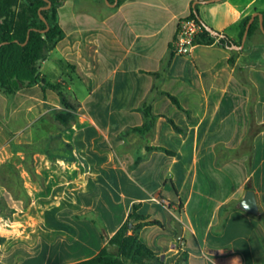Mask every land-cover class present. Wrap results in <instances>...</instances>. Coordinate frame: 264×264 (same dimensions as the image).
Returning a JSON list of instances; mask_svg holds the SVG:
<instances>
[{"label":"crops","instance_id":"crops-1","mask_svg":"<svg viewBox=\"0 0 264 264\" xmlns=\"http://www.w3.org/2000/svg\"><path fill=\"white\" fill-rule=\"evenodd\" d=\"M194 1L93 0L89 13L80 1H62L65 33L40 70L62 84L75 109L46 85L12 95L0 89V260H33L39 239L58 244L45 253L57 260L48 264L87 259L139 203L146 219L161 222L144 225L140 239L168 264L182 252L189 264H264V33L247 48L215 41L176 54L179 19ZM196 6L206 24L235 40L244 16L264 14V0ZM55 50L72 68L71 83L48 65ZM76 80L83 96L72 90ZM146 102L155 122L136 129ZM55 110L68 111L69 121ZM50 119L56 129H31ZM248 189L256 212L241 205ZM20 211L28 224L18 239L11 233Z\"/></svg>","mask_w":264,"mask_h":264},{"label":"trees","instance_id":"trees-1","mask_svg":"<svg viewBox=\"0 0 264 264\" xmlns=\"http://www.w3.org/2000/svg\"><path fill=\"white\" fill-rule=\"evenodd\" d=\"M0 0V89L6 95L15 94L18 90L34 84L46 85L58 92L63 104L70 109L75 106L66 99L62 84L46 80L41 74V63L48 58L58 41L64 36V29L58 20V9L63 0ZM114 1V0H108ZM124 0H118V4ZM42 8V9H41ZM197 9V6H196ZM40 12L49 23L41 17ZM190 15L197 17L194 10ZM251 18L248 14L239 23V38L235 40L228 34L213 35L206 28L197 38V43L218 45L229 48L233 43H240L247 23ZM199 19V18H198ZM29 37L28 36V32ZM263 34L259 16L251 23L245 48L249 45L251 37L256 33ZM231 50L230 63L236 61V50ZM172 101L182 108L178 98L169 94ZM145 122L136 129H150L155 122L156 115L152 112L150 103L143 105ZM68 111L55 110L56 117L68 122ZM170 122L177 130H182L172 119ZM139 203L133 205L125 222L111 235L104 236L106 244L93 256L69 264H168L156 251L140 239V229L147 224H160V220L146 219L139 212ZM175 264H189L185 252L177 258L171 257Z\"/></svg>","mask_w":264,"mask_h":264},{"label":"rangeland","instance_id":"rangeland-1","mask_svg":"<svg viewBox=\"0 0 264 264\" xmlns=\"http://www.w3.org/2000/svg\"><path fill=\"white\" fill-rule=\"evenodd\" d=\"M79 1L80 3H82L83 6L85 5L84 6V8L86 9L85 12L89 13L90 6L92 7L91 2L93 0H79ZM79 1L74 0V3L75 2L77 3ZM61 56L62 54H60L58 50L53 51L48 65H53L54 67L58 66L60 70H64L67 73L64 77H66L68 82L71 83L70 76L73 75V73L71 72L72 68L67 66V63H66L67 60L65 58H63L64 63H62L60 60L57 59V57H61ZM71 56L72 55L70 54V57ZM71 85H72V90L75 91L79 96H83L85 93H87V89L85 88V85L83 83H80L79 81L76 80V82L72 83ZM56 128H57V123L54 121H51V119L49 121L38 120L31 126V129L34 132L45 130V129L54 130ZM53 188L54 186L49 185L50 190H52ZM13 219L15 220L13 224L16 225L17 232L11 233V235L15 236V238L17 237L18 239L23 238L25 236V224H28L24 211H20L18 214L15 215V217H13ZM6 222L7 220H3L1 226L9 227ZM38 225H39V222H35L33 226L34 229H36ZM37 231L38 229L33 233L34 236L38 235ZM37 242L38 243L34 246V253L35 254L39 253V254L35 256L33 260H0V264H48V263L57 261V260H48V258H46L45 256V253L50 252V250L51 252H54L57 249L58 247L57 243L50 244L49 240H46V242H44L41 239H39ZM51 248H54V249L52 250ZM169 264H175V263L174 261H171L169 262Z\"/></svg>","mask_w":264,"mask_h":264},{"label":"built area","instance_id":"built-area-1","mask_svg":"<svg viewBox=\"0 0 264 264\" xmlns=\"http://www.w3.org/2000/svg\"><path fill=\"white\" fill-rule=\"evenodd\" d=\"M204 28L201 21L190 14L181 17L172 41V51L176 54H189L197 44V36L203 32Z\"/></svg>","mask_w":264,"mask_h":264},{"label":"water","instance_id":"water-1","mask_svg":"<svg viewBox=\"0 0 264 264\" xmlns=\"http://www.w3.org/2000/svg\"><path fill=\"white\" fill-rule=\"evenodd\" d=\"M115 1H118V0H115ZM48 2H49L48 5L43 6L42 8H48V7H50V5H51V1L48 0ZM197 2H198V0H195V1H194V3H193V7H194V11H195L197 17L199 18V20L201 21V23L203 24V26H204L207 30H209L213 35H216V36H217V35H223L222 33H220L219 31H217L216 29L212 28L211 26H209L208 24H206V23L202 20V18L200 17V15H199V13H198V11H197V9H196V3H197ZM42 8H41V9H42ZM40 15H41V17L47 22L46 17H45L41 12H40ZM256 15L259 16L260 27H261L262 32L264 33V14H263V12H261V11L255 12L254 14H252V16H251L249 22L247 23V26H246V29H245L244 35H243V37H242V42H241V44H235V43H234V44H232L230 47H232V48H241V47H243V45H244V43H245V41H246V39H247V36H248V30H249V27H250L251 23L253 22V20L255 19V16H256ZM48 28H49V23L47 22V28H46V29H48ZM29 33H30V30H29V32H28L27 39H28V37H29ZM241 205H242V207H244L245 209L250 210V211H252V212H256V211L258 210V205H257V202H256L255 192H254L252 189H248V190L246 191L245 197H244L243 200L241 201ZM176 226H177V228H178V234H177V236L180 237L181 234H182V224H180V223H176Z\"/></svg>","mask_w":264,"mask_h":264}]
</instances>
